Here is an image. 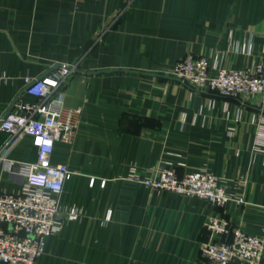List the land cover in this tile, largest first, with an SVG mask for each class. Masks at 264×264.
Returning <instances> with one entry per match:
<instances>
[{"label": "crops", "instance_id": "crops-1", "mask_svg": "<svg viewBox=\"0 0 264 264\" xmlns=\"http://www.w3.org/2000/svg\"><path fill=\"white\" fill-rule=\"evenodd\" d=\"M263 54L264 0H0V118L28 98L24 76L79 63L62 86L64 105L81 109L74 138L54 144L51 162L72 172L62 211L81 215H57L61 229L35 264H216L200 251L224 239L205 227L211 216L264 238L263 97H223L169 75L187 55L241 69ZM8 139L0 130V189L17 192L23 181L6 161L33 162L36 147L24 134ZM162 167L211 172L244 203L217 207L130 178Z\"/></svg>", "mask_w": 264, "mask_h": 264}, {"label": "built area", "instance_id": "built-area-1", "mask_svg": "<svg viewBox=\"0 0 264 264\" xmlns=\"http://www.w3.org/2000/svg\"><path fill=\"white\" fill-rule=\"evenodd\" d=\"M77 65L61 64L39 77H23V94L17 97L0 118V130L11 137L24 134L33 139L36 159L6 161L9 172L18 175L23 185L17 192L0 189V264H35L45 251V240L56 235L62 226L57 215L62 213L74 221L81 210L72 206L62 211L59 197L64 183L72 172L65 163H52L56 142L71 143L81 113L80 108L64 105L62 86ZM172 79L194 89L214 92L223 97L244 100L249 96L263 97L264 110V54L250 67L234 69L213 66L207 57L187 55L179 59L169 71ZM5 142V145L10 140ZM153 190H165L177 195L203 199L213 206L223 207L229 202L243 204L244 198L231 191L225 179L205 170H192L179 176L170 167L156 169L152 176L137 177ZM94 179L90 180L92 184ZM105 180L101 181L104 185ZM111 211L105 215L108 220ZM205 227L214 238L200 245V251L216 264L240 261L260 264L264 254V238L236 227L229 229L222 217L211 216ZM231 233V238L227 237Z\"/></svg>", "mask_w": 264, "mask_h": 264}, {"label": "water", "instance_id": "water-1", "mask_svg": "<svg viewBox=\"0 0 264 264\" xmlns=\"http://www.w3.org/2000/svg\"><path fill=\"white\" fill-rule=\"evenodd\" d=\"M59 66H60V64H56V65L52 66L51 69H49V71H51V70H53L54 68H57V67H59ZM76 70H77V69H76ZM76 70H75V71H76ZM49 71H47L46 73H48Z\"/></svg>", "mask_w": 264, "mask_h": 264}, {"label": "rangeland", "instance_id": "rangeland-1", "mask_svg": "<svg viewBox=\"0 0 264 264\" xmlns=\"http://www.w3.org/2000/svg\"><path fill=\"white\" fill-rule=\"evenodd\" d=\"M75 65L79 66V63H74Z\"/></svg>", "mask_w": 264, "mask_h": 264}, {"label": "trees", "instance_id": "trees-1", "mask_svg": "<svg viewBox=\"0 0 264 264\" xmlns=\"http://www.w3.org/2000/svg\"><path fill=\"white\" fill-rule=\"evenodd\" d=\"M209 93H214V92H209ZM214 94H216V93H214ZM218 95V94H217Z\"/></svg>", "mask_w": 264, "mask_h": 264}]
</instances>
